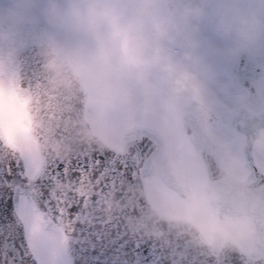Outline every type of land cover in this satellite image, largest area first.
<instances>
[{"label": "clouds", "instance_id": "obj_1", "mask_svg": "<svg viewBox=\"0 0 264 264\" xmlns=\"http://www.w3.org/2000/svg\"><path fill=\"white\" fill-rule=\"evenodd\" d=\"M211 18L216 30L230 40L233 55L264 43V0H0V64L7 67L16 47L31 41L40 50L44 71L53 88L70 77L91 82L96 95L123 113L145 111L159 116L166 103L177 106L199 99L212 75L200 52L198 22ZM165 42H182L189 65L180 70ZM166 74L171 99L162 95L150 76ZM244 119L239 133L242 148L264 161V123L257 119L250 95L238 96ZM220 170L225 178L240 174L244 158L227 141L215 137ZM60 154V145H53ZM246 203L224 227L222 238L233 243H264L257 221L264 224V196L237 185Z\"/></svg>", "mask_w": 264, "mask_h": 264}, {"label": "snow or ice", "instance_id": "obj_2", "mask_svg": "<svg viewBox=\"0 0 264 264\" xmlns=\"http://www.w3.org/2000/svg\"><path fill=\"white\" fill-rule=\"evenodd\" d=\"M4 96L0 88V264H167L163 246L129 230V203L113 212L111 202L142 173L145 127L130 118L121 144L46 154L18 141L12 124L22 118ZM244 168L264 184V161ZM198 255V264H243L227 252Z\"/></svg>", "mask_w": 264, "mask_h": 264}, {"label": "water", "instance_id": "obj_3", "mask_svg": "<svg viewBox=\"0 0 264 264\" xmlns=\"http://www.w3.org/2000/svg\"><path fill=\"white\" fill-rule=\"evenodd\" d=\"M263 55L264 48H257L239 54L235 67L231 65L232 62L229 65L228 74L239 92L248 93L254 102L258 101V93L250 86L245 75L260 69L264 61ZM0 73L7 78L18 98H26L23 110L28 120V133L34 145L44 153L58 155L53 147L57 144L61 147L59 155H67L90 146H111L93 130L86 118L88 90L81 78L70 77L71 83L67 86L53 88L48 74L44 71L39 47L34 42L26 41L17 46L11 63L7 67L0 64ZM194 107L202 116L213 114L201 105L195 104ZM187 110L183 109L182 120L187 123L184 125L189 141L204 160L207 174L205 189L208 193H217V196L209 198V204L220 219L234 216L246 203L244 197L236 195L237 185H246L253 192L264 196V191H261L264 184L255 183L248 175L244 178H225L220 170L218 152L198 146L199 138L190 128ZM243 119V110L239 107L230 117V122L240 131H249L250 128H244ZM257 119L264 123V111L257 113ZM139 124L145 127L151 142L143 159L142 173L135 183L124 185L122 196L115 193L111 197L113 212L116 211L118 202L129 203L132 212L131 218L126 221L129 230L158 246H163L168 254L167 264H198V254L225 252L242 257L243 264H264V243L254 242L251 249L245 251L235 243L223 239L225 233L218 228L212 229L211 239L208 240L195 221L182 216H165L155 208L147 196V176H157L185 200H189L188 189L173 173L162 132L150 125ZM127 133L128 129L124 127L120 134V144L125 141ZM245 163L249 167L256 164L250 150H245ZM75 211V207L69 209L70 213ZM3 223L5 221L0 219V224ZM257 228L264 235V224L257 221Z\"/></svg>", "mask_w": 264, "mask_h": 264}, {"label": "rangeland", "instance_id": "obj_4", "mask_svg": "<svg viewBox=\"0 0 264 264\" xmlns=\"http://www.w3.org/2000/svg\"><path fill=\"white\" fill-rule=\"evenodd\" d=\"M198 25L201 40L200 52L212 69V75L207 81L206 87L202 91L200 97H206L211 94L215 101H221L222 107L219 106V109L226 117L231 114L237 105V102L234 99L236 97L235 91L228 80L223 66L224 62L233 56L229 51V45L231 42L229 39L226 43L213 42L214 40L219 39L220 36L211 34V32L216 31V29L206 27L202 20L198 22ZM163 47L169 52L172 62L178 69L183 70L189 65V61L186 58V49L182 42H165ZM80 78L88 90L86 118L90 122L93 130L99 136L111 145L120 144L121 130L125 127V121H128L130 118H134V122L136 123H146L155 127H164L166 130H163V132L165 135H168L167 142L171 157L174 159L175 164L178 165L179 160H177V157L180 158L183 154H180L182 151V145L179 143L180 137L176 133L177 131H180L176 124L178 117L176 105L166 103L159 116H153L145 111H138L134 116L126 117L123 113L118 111L115 106L110 105L99 98L90 81L83 77ZM150 80L160 89L162 95L170 99L172 98L171 86L167 81L166 74L162 70L153 69ZM0 88L4 90L5 103H11L15 108L16 114L22 118L20 123L14 122L12 124V129L16 138L20 143H32L34 145L33 139L28 133V120L23 110V101L25 99H19L16 97L11 84L2 75H0ZM7 123L8 121L6 118L5 124L7 125ZM179 169L180 168L176 167L175 170H177L179 174L182 173L180 175L193 184H195L196 181L200 182L202 180V178H200V172L202 170L200 171V167L196 162L191 164L189 168L183 169V171ZM201 182L195 187L196 196L197 192L199 195L202 194ZM148 192L154 206L164 215L169 213H179L195 221L201 228H206V230L213 225H218L228 230V228L224 227V223L218 221L216 216H213L211 210L202 201L194 200L195 202L192 204L183 203L178 200L174 194L166 192V190L164 191L165 193L161 192L154 186L153 182L152 187L148 189ZM237 244L240 246L239 243Z\"/></svg>", "mask_w": 264, "mask_h": 264}, {"label": "flooded vegetation", "instance_id": "obj_5", "mask_svg": "<svg viewBox=\"0 0 264 264\" xmlns=\"http://www.w3.org/2000/svg\"><path fill=\"white\" fill-rule=\"evenodd\" d=\"M202 22L204 23V25L206 27H210V29H216L215 24L211 20V18H205L202 20ZM211 34L220 35L219 39H217L218 41L217 40L213 41L215 43H221V42L226 43L229 41L228 38L221 35L217 30L211 32ZM259 48H264V43H262ZM237 57H238V55H233L231 58L227 59L223 64L224 69L226 71V75L228 77V80L230 81V83H231V85L235 91V94H236V97L234 99L237 102V105H236L235 109L231 112V114H229L225 117L219 109V106L222 107L221 101L220 102L215 101L212 98L211 94H209V96H206V97H200L199 99H186L185 101L182 102V109L181 110L183 112V109H185V108L188 109L186 111L187 115H189V116H187V119L190 120L189 122H190L191 130L194 131L195 133H197L196 137L199 138L198 146L207 147L208 149H211L215 152H218L217 143L215 140V137L217 136V137L227 141L234 148H236L240 152L241 156L244 158V162H245V150L246 149L242 148L239 144V133L242 131L236 129L230 122V117L238 110L239 107H241L240 104L238 103V96L241 93L239 92L238 88L236 87L233 80L230 78V76L228 74L230 62H232L231 65H233L234 67L238 64V58ZM262 59L264 60V55H263ZM0 75H2V74L0 73ZM2 76L5 77L4 75H2ZM245 78L248 81V83L250 84V86L258 93V101L254 102L251 99V102H252V106L256 110V112L260 113L261 111H264V61H263L262 65L260 66V69L257 72H254L252 74H246ZM195 104L201 105V106L207 108L208 110L212 111L213 114L212 115L209 114L207 116L200 115L198 110L194 107ZM214 115H215V118L213 119ZM180 116H181V113L178 112L176 124L178 125V129L180 131H177L176 133L180 137L179 143L182 145V147H181L182 151L180 154L181 155L183 154V156H181L180 158L177 157V160H179L178 165L175 164L174 159H172V157H171L168 142H167L168 135H165L163 132V130H166V129L164 127H155L151 124H148V125L157 128L164 135L165 142L167 145L168 154H169V159H170V163H171V168L173 170L175 177L178 179V181L180 183L186 185V187L188 189L189 200H185L176 190H174L171 187H169L168 185H166L162 180H160L155 175H149L146 178L147 195L149 197L148 189L150 187H152V182H153L154 186L157 187V189H159L161 192L165 193L164 191L166 190V192H170V193L174 194V196L183 203L192 204L195 201L204 202L206 204V206L211 210V213L213 214V216L214 217L216 216V219L218 221L224 223L225 219H220L219 216L217 215L216 210L209 204V198L211 196H217V193L216 192L208 193L205 189V183L207 181V174H206L204 160L202 159L200 153L193 147V145L189 141L187 133L185 131V125L187 123L184 122L185 123V125H184L183 120L180 118ZM191 123L193 126H191ZM169 140H170V136H169ZM250 153H251L255 163L261 161V158L258 157L256 153L251 152V151H250ZM195 162L199 165L200 171L202 170L200 172L201 173L200 178H202V180H201L202 182L201 181L200 182H201V190H202L203 195L202 194L199 195L197 192V196L195 193V187H197L200 182L196 181L195 184H193L189 180H186L185 178H183L180 175L182 173L179 174L178 171L175 170L176 167H178L183 171V169L189 168L191 166V164H194ZM240 174H242V175H235V177L244 178L247 176L245 168L243 169V171ZM149 199L153 204V201L151 200L150 197H149ZM165 215L166 216H184V215L179 214V213H169V214H165ZM184 217H186V216H184ZM214 228H218L223 233H228L231 231L229 229L228 230L224 229L218 225H213L212 227L207 228V230H206V228H201L202 231L204 232L205 238L210 240V238L212 236L211 231ZM235 244L238 245L237 243H235ZM239 244H240V246L239 245L238 246L240 248H242L243 250H246V251L250 250L252 247V243L251 244L239 243Z\"/></svg>", "mask_w": 264, "mask_h": 264}]
</instances>
